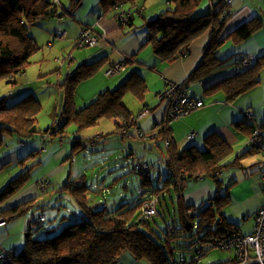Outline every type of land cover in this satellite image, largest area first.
I'll return each instance as SVG.
<instances>
[{
	"label": "trees",
	"instance_id": "16d2710c",
	"mask_svg": "<svg viewBox=\"0 0 264 264\" xmlns=\"http://www.w3.org/2000/svg\"><path fill=\"white\" fill-rule=\"evenodd\" d=\"M135 1L102 0L105 10L112 11L115 19L122 26H131L138 14L144 15V9L140 11L137 9L133 12L125 8L126 5ZM225 1L227 0H212L214 10L196 17L195 14L202 0H171L173 8L147 23L149 38L146 44L151 45L154 53L164 62L175 61L181 58L182 53L187 56L192 44L208 31L210 32L203 58L186 81L187 84L204 81L231 67L230 58H221L218 55L219 49L229 40L239 45L264 27V23L255 18L222 38L225 24L231 18L223 19ZM81 2L82 0H70V6L64 8L58 0H0V89L3 84L17 86L19 77L30 68L34 57L41 55L45 50H50L56 40H63L67 37V32L64 30L66 34L64 37H58L54 32L50 42L45 46H40L31 35V30L52 19H62L67 16L74 18V11ZM230 9L233 13L231 7ZM122 16H129L128 21H121ZM79 36L80 33L76 43ZM75 47L78 48L77 45ZM250 56L239 57L236 64L240 66V71L219 81L207 91H222L231 103L255 89L260 83L258 76L261 73L264 74V54L256 56L249 68L240 64L242 58ZM124 58L127 60L125 61ZM64 59H59V62ZM135 61L131 56H124L119 61L125 62L124 70L114 75H107V71L111 68L109 66L105 75L114 77L124 73ZM100 66L101 64L98 63L79 66L67 74L63 83L57 85V89L64 93V109L55 116L53 124L41 132L37 131V127L44 107L34 95H27L14 105H8L6 98H0V151L6 146V140L9 137L18 139L20 142L41 137L44 140L41 153H46L45 145L49 142L58 140L62 143H70L71 154L67 160L70 161L74 156L82 153V149L85 148L84 139L78 134L97 126L102 119L114 121L116 133L127 135L134 127L131 124L132 118L138 114L132 115L129 112L124 98L127 94H132L143 102L147 90L145 82L137 74H132L116 90L106 91L99 95L81 110L76 108L75 97L78 86L83 81L94 77L100 70ZM58 72L59 70H55L49 75L53 76ZM139 121L135 126L136 129ZM246 121L235 124L245 130L249 138L256 128L264 137V123L257 127L251 126ZM170 124L165 119L157 125L159 132L157 137L153 138L164 143L167 138L169 139V145H166L165 151H162L165 153L164 165L168 171L167 178L160 181L162 187H153L151 171L155 165H148V171L142 174L135 170V166L139 163H133L130 171L142 178V189L138 200L132 206L126 203L117 205L118 202H113L114 204L109 206L107 199L102 196L95 201L92 200L90 193L93 190V184L90 180L88 181L86 175H81L54 188V193L59 195L60 199L64 200V197L68 196L70 198L68 201H73L76 205L80 219L75 223H68V217L63 214L59 215V211L65 208L67 213L74 214V210L64 204H46L39 202V199H32L8 207V203L30 183L33 166L16 176L0 192V217L5 221L0 228H5L15 219L26 217V243L21 251L11 248L0 252L15 251V264H119L127 253H130L136 262L177 264L180 251L187 250L190 253L195 251L196 255V250L203 248L185 249L179 244L178 241L183 239L184 234L193 229L197 233H204L201 239L203 242H208L211 248H215L212 246L214 239L222 240L233 233L241 234L238 227L228 222L223 215V211L229 207L231 202L228 190L233 184L227 187L226 196L217 193L213 199L208 201L207 206H187L183 196L184 187L190 180L213 178L217 186H221L220 175L227 167L225 163L233 155L231 146L220 135L214 133L206 138L205 150L192 146L179 151L173 142L169 129ZM73 125L78 128V131L70 133L68 129ZM136 137L145 141L137 135ZM250 149L264 153L257 148L250 147ZM250 151L244 153L241 158L249 155ZM37 154V151H33L19 163L25 165L30 159H35ZM37 164H41V160ZM4 168L5 166L0 168V171ZM38 185L43 196L47 194V189L52 182L46 178L39 180ZM102 187L100 186L101 191L106 190ZM164 191L168 194L171 192L175 194L176 202L173 203L175 218L182 223L176 228H170L167 232L158 231L159 226L156 225V229L152 225L154 217L160 216L166 219L170 214L165 200L160 197ZM117 192L113 190L110 195L117 194ZM147 197L159 199L162 212L158 216L146 217L144 215L142 210ZM49 198L48 196L46 200ZM50 207L59 209L54 215V221L50 224L52 226L47 225L49 219L44 212ZM191 211L196 212L193 215ZM40 217H44L45 220L39 222ZM55 225H58V229L54 227ZM203 225H208V228H203ZM40 232L46 233L47 236L43 239H33L32 235H38ZM204 250L207 254V250L205 248ZM189 254L183 256L188 258ZM189 260L190 264H197L194 258ZM232 261V263L220 264H235V256Z\"/></svg>",
	"mask_w": 264,
	"mask_h": 264
},
{
	"label": "crops",
	"instance_id": "0c3cea01",
	"mask_svg": "<svg viewBox=\"0 0 264 264\" xmlns=\"http://www.w3.org/2000/svg\"><path fill=\"white\" fill-rule=\"evenodd\" d=\"M58 1L64 8L70 6V0ZM125 8L133 12L137 9L139 11L144 9V15L140 16L138 14L133 25L122 26L115 19L112 11L107 12L105 10L102 0H82L74 11V18L67 16L62 19H52L31 30V35L40 46L47 45L54 32L59 30L67 32L65 39L56 40L50 50H45L41 55L33 58L30 68L21 76V85L13 88L16 91L14 96L16 100L12 102V105L27 95H34L43 104L44 111L39 119L37 131L41 132L51 126L49 125L50 120H54L55 116L64 109V93L57 89V85L63 83L67 74L73 72L79 66L95 63L101 64L98 73L89 80L83 81L77 88L75 104L78 110L89 105L104 92L116 90L132 74H137L147 87L144 101L140 102L132 94H127L125 98L130 95L135 101L130 99L129 103L125 105L132 115H137L144 109L149 110L148 115L139 121L138 127L145 132H152L157 125L165 120L166 108L165 104L160 101L159 96L167 88L166 80L173 82L188 81V78L197 69L203 58L204 48L208 44L210 32L208 31L192 44L187 56L172 62H164L154 53L152 46L146 44L149 38L147 23L173 8L171 0H136L132 4L126 5ZM231 8L233 16L225 24L222 38L227 37L242 24L252 19L257 18L264 23V0H232ZM213 10L212 0H202V4L195 15L202 16ZM88 26L94 27L98 34L106 35L107 42H102L100 47L83 48L76 52L78 51L75 47L76 39L81 30ZM263 53L264 27L239 45L234 44L231 40L227 41L219 49L218 55L221 58H230L229 61L232 66L204 81L190 83L191 96L203 101L204 105L189 116L172 122L169 126L173 142L179 151L192 146L197 147L199 150H205L206 138L214 133L220 135L231 146L233 155L225 163L227 167L220 175L221 186L218 187L213 178L190 180L184 187L183 196L187 206H207L208 201L213 199L217 193L226 196L227 187L233 184L228 190L231 202L229 207L223 211V215L228 222L234 223L238 227L242 235L252 234L256 215L264 204V153L250 149L249 137H247L245 130L240 129L235 123L245 122L244 112L251 108L254 113V123L246 122L251 126H261L264 123V99L261 102L255 101L251 99L249 93V95H243L230 103L222 91H207V89L239 72L241 68L236 64V60L239 57L249 55L258 57ZM127 55L133 57L136 60L135 63L131 64L124 73L114 77H107L105 75L107 68L111 64L121 61ZM62 58H65L64 61L59 62V59L61 60ZM55 70H59V72L50 76L49 73ZM48 88L49 91L46 94V89ZM51 89L53 90L52 94H50ZM206 95H208V98ZM3 98H6L8 103V98L6 96ZM44 99H47V109L44 105ZM130 105L132 108H130ZM49 113H51V119L44 118ZM45 119L49 120L46 124L43 123ZM68 130L70 133H75L78 128L73 125ZM130 132L132 131L130 130ZM193 133L195 134V139L191 140L189 135ZM127 135L116 133L114 121L102 119L97 126L78 134L79 137L84 139L85 148L82 149V153L77 154L70 161L67 160L71 150L65 146L55 147L53 145L50 150L45 147V154L41 153L43 146L41 145L38 148L37 142H33L31 146H28L27 143L30 142L19 141L20 146L17 147V139H7L6 146L0 151V168L5 166L0 171V174L9 168L13 169V171L0 180V190L10 180L24 172V170H21L23 166H21L19 161L29 152L36 151V148L40 149L42 154L41 165L47 166V176L37 177L38 181L36 183H32L33 179L30 176L28 186L8 203V207L16 206L32 199L41 200L42 193L38 185L40 179L47 178L53 185L54 180L63 183L69 179L86 175L89 181L88 171L95 175L91 179L93 184V190L90 193L91 199L93 198L92 200L95 201L101 198L105 192L107 195L111 194L113 190L105 185L106 178L102 180V183L100 182L101 168L99 167H102V164L95 163L92 166L89 163L86 166L84 152L100 156L102 160H105L104 162H107V149L120 147V138L126 140ZM129 135L130 138L136 139L132 134ZM40 139L42 138L40 137ZM153 140L155 139L145 141ZM155 141L154 145L165 151L166 142ZM56 142L62 143L58 140L51 143ZM102 142L103 144H101ZM111 143H113V146ZM10 144L12 147L5 149ZM155 146H150L149 149L155 148ZM248 151H250V154L241 158ZM132 156L133 153L129 152L128 157L131 159ZM86 159L90 160L89 158ZM53 164H55V167L50 168L49 166ZM68 164L73 167L70 172ZM123 164L131 166V161H125ZM154 165L151 173H156L159 170V165ZM124 173L128 174L127 171ZM162 178L160 177V179ZM1 182L4 185H1ZM128 183L130 184V182ZM100 184L106 190L101 191ZM120 196L122 197L123 195L120 193ZM68 199L70 200L68 196L64 197V201ZM17 220L20 219H15L5 228H0V251L11 248L23 250L26 243V238L24 239L23 236H25L27 224L25 221L15 222ZM205 243L209 244L208 242ZM180 256L183 255L179 254L178 257ZM119 264L136 263L133 262L132 257L125 256L124 260L122 258Z\"/></svg>",
	"mask_w": 264,
	"mask_h": 264
},
{
	"label": "rangeland",
	"instance_id": "374dc122",
	"mask_svg": "<svg viewBox=\"0 0 264 264\" xmlns=\"http://www.w3.org/2000/svg\"><path fill=\"white\" fill-rule=\"evenodd\" d=\"M85 28L86 27H84L83 29H85ZM82 30H81V32H82ZM106 39H107V36H106ZM95 47H100V46L78 47V48H76V50H78L76 52H79L80 51L79 49L95 48ZM257 51H260V50H257ZM70 57H72V56H70ZM20 79H21V76L19 77V81H18L17 86L21 85ZM258 80L260 81L259 85L255 89L245 93L244 95H249V93H250L251 99L258 101V102H261L264 99V74L263 73H261L258 76ZM2 86L3 87L0 89V98H3L6 96L8 98V104L12 105V102L14 100H16V98L14 97L16 94V91H15V89L13 90V88H15L16 86L14 87L11 85H6V84H3ZM53 90H54V88H53ZM53 90L52 89L50 90V94H52L51 92H53ZM47 91H49V88L46 89V94H47ZM201 95H203V94H201ZM206 97L208 98V95H206ZM130 99L132 101H135V99L129 95V97L125 98V100H124L125 104L129 103ZM49 100H50V98H49ZM46 104H47V99H44L45 108H46ZM130 108H132L131 105H130ZM46 117L48 119H51V113H49L44 118H46ZM244 118H245V116H244ZM48 119H45L43 123L44 124L48 123V121H49ZM52 122H53V120H50L49 125H51ZM249 122L254 123L253 120H251ZM130 130L132 132L129 131V134H132L137 139L136 134H135L136 127H132ZM129 134L127 135L128 137L126 140L120 138V140H121V142H120L121 146L120 147L107 149V154H106L107 155L106 159L108 160L107 162H104L105 160H102V158L100 156H97L95 154H87L84 152V154H85L84 160H85L86 166L89 163L92 166L95 163H97V164L101 163L102 167H99V168H101L100 169L101 170V175H100L101 181L100 182L102 183V180L104 178H106V184L105 185L111 187V189L114 190L115 192L118 191L117 194H112V195H110V194L107 195L106 192L102 194V197L107 199L106 201H108L109 206H112L114 204L113 202H118V203H116L117 205L126 203V204H130V206H132L138 200L139 195H140V191H141L140 188H141L142 178L139 177L137 174L133 173L132 171H130L131 167H132V162L133 163L143 162V163H146L148 165H154V164L159 165V170L156 173L155 172L152 173L153 187H162L160 181H162V179L167 178V173H166V169L164 166L165 153H163L162 150L159 149L158 146L156 147L154 145L156 141L155 140H153V141H142L139 139H137V140L132 139V138H130ZM18 142H19V140L17 139V141H16L17 147L20 146ZM24 142H30V143H27L28 146H31L33 144V142L38 143V148H40L41 145L44 146L43 145L44 140H42L40 138H35L33 141H32V139H29V140L24 141ZM101 144H103V142ZM111 144L113 146V143H111ZM53 145H55V147L56 146L57 147L65 146L71 150V144L68 142H63V143H59V142L51 143V142H49L46 144L45 147L48 148V150H50ZM150 146H155V148L149 149ZM11 147H12V145L10 144L5 149H10ZM38 148H36V151L38 152V154H37L35 159H30L29 161L26 162L25 165L21 164V166H23V167H21L22 171L23 170L26 171L27 168L33 166L32 170H31V174H30L31 178L33 179L32 183H36L38 181L37 177L39 178L41 176H47V173H46L47 166L41 165V164L36 165V163H38L42 157V154L40 153V149H38ZM31 152H33V151H31ZM31 152H29V153H31ZM129 152L133 153V156L131 159L128 157ZM85 156H87V157H85ZM95 156H97V158H95ZM86 158H89L90 160L88 161ZM125 161H131V166L130 165L125 166L123 164ZM103 165H105V166H103ZM49 167L53 168V167H55V164H53L52 166L50 165ZM68 168H69V172H70L73 167L70 164H68ZM12 171H13V169H10V168L6 169L4 172H2L0 174V180L3 179L5 176L11 174ZM126 171L128 172V174L124 173ZM87 174L90 176V182H92L91 179L95 175L91 174V172H89V171L87 172ZM160 175L163 177L162 179H160V177H159ZM118 178L120 180L114 184L115 180ZM44 179H46V178H44ZM12 180H10V181H12ZM40 180H42V179H40ZM10 181L6 184V186L10 183ZM128 182H130V184ZM64 183L65 182L60 183L58 180H54V184L51 185L50 187H48L47 194L43 195L42 199L39 202H43L46 204L52 203L53 205L64 204L68 208H71L72 210H74V214L67 213L65 208H61L60 209L61 212L56 207L47 208L44 211L46 217L49 219L47 225H50L51 222L54 221L53 216L55 214H57L58 211L60 213L59 215L63 214V215H66L68 217V219H69L68 223H75L77 220L80 219L78 214H77L76 208H75V206H76L75 203H73V201L69 202L68 200H65L66 202H64L63 199L59 198V195L54 193V188H57L60 185L62 186ZM2 184L3 183L1 182V185ZM100 186H102V184H100ZM124 186H126V187L124 188ZM1 190H0V192H1ZM120 193L123 195L122 197L120 196ZM48 196L50 198L48 200H46ZM160 197L163 200H165L166 208L168 209L170 214L167 216L166 219H163L160 216L154 217L152 219V225L155 226V228H156V225H158L159 226L158 231L160 230L162 232H167L170 228H174V227L176 228L179 225H181L182 223H180L178 218H175L176 215L174 213L175 209H174V205H173V203L176 202L175 194L172 192L168 194L166 191H164L162 193V195H160ZM121 198H123V199H121ZM120 201H122V202H120ZM21 221H25L27 224V218L26 217L20 218V220H17L15 222H21ZM59 224L60 223H58V225ZM58 225H55L54 227L58 229V227H57ZM50 226H52V225H50ZM203 235H204L203 232L197 233V231L195 229H193L192 231L185 233L183 236V239L179 240L178 242H179V244H181V247L185 248V249H191V248L193 249V248H197V247L205 248L207 250V254L205 255V257H203L202 264H220V263H226V262H229V263L233 262L232 261L234 258V252L233 251H221L218 248L217 249L211 248V246L209 244L203 242V240L201 239L203 237ZM46 236L47 235L44 232H40V234H38V235H32L33 239H43ZM23 238L25 239V236H23ZM189 253H190V251L185 250V251H180L178 254L184 255V254H189ZM194 255H195V251H194V253H190L188 255V258L189 259L194 258ZM125 256L132 257L130 255V253L125 254ZM125 256H123V260H124ZM132 260L136 264H145V262H136L133 257H132Z\"/></svg>",
	"mask_w": 264,
	"mask_h": 264
},
{
	"label": "built area",
	"instance_id": "2783aa9c",
	"mask_svg": "<svg viewBox=\"0 0 264 264\" xmlns=\"http://www.w3.org/2000/svg\"><path fill=\"white\" fill-rule=\"evenodd\" d=\"M226 8L223 12V19L232 17V11L230 9L232 0L225 1ZM121 21L127 22L129 16H122ZM94 27H86L80 33L76 45L78 47L85 46H100L102 42H107L106 35H100L95 30ZM58 37H64L66 34L63 31H57L55 33ZM182 53L181 57H185ZM256 56H250L248 58H242L240 64L249 68L252 66V62L255 61ZM126 61L127 58H124ZM111 68L107 71V75H114L119 73L125 68V62H118L110 66ZM167 88L159 96L162 103L165 104L166 116L165 119L169 123L177 121L179 119L189 116L194 111L203 107V101L197 100L191 96V90L187 82H173L171 80H166ZM149 110H142L137 116H134L131 120L132 126H136L137 122L148 115ZM244 116L247 121L254 120V113L252 109H247L244 112ZM258 127V126H257ZM159 129H155L152 132H144L137 127L136 135L140 139L151 140L156 138ZM189 138L191 140L195 139V134H190ZM166 144L169 145V139H166ZM249 145L252 148H257L264 152V137L260 133L259 129L253 131L251 137L249 138ZM149 169L148 164L139 163L135 166V170L144 174ZM264 180V178H263ZM143 213L146 217L158 216L162 212V207L160 205L159 199L154 197H147ZM196 211H191L190 213L194 215ZM44 217L39 218V222H43ZM5 221L0 217V226L4 225ZM203 228H208V225H203ZM212 246L218 248L222 251L233 250L236 264H264V204L256 215V222L252 234L242 235L233 233L226 238L214 239L212 240ZM15 251L0 252V264H15ZM206 255L204 248H198L196 250V255L194 261L197 264L202 263L203 257ZM177 264H190V260L187 257L180 256L179 262Z\"/></svg>",
	"mask_w": 264,
	"mask_h": 264
},
{
	"label": "clouds",
	"instance_id": "9594fccd",
	"mask_svg": "<svg viewBox=\"0 0 264 264\" xmlns=\"http://www.w3.org/2000/svg\"><path fill=\"white\" fill-rule=\"evenodd\" d=\"M135 127V126H134Z\"/></svg>",
	"mask_w": 264,
	"mask_h": 264
}]
</instances>
